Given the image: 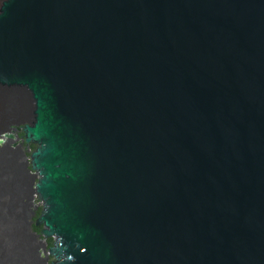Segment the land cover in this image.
Returning <instances> with one entry per match:
<instances>
[{
  "label": "water",
  "instance_id": "water-1",
  "mask_svg": "<svg viewBox=\"0 0 264 264\" xmlns=\"http://www.w3.org/2000/svg\"><path fill=\"white\" fill-rule=\"evenodd\" d=\"M0 91L57 264H264V0H13Z\"/></svg>",
  "mask_w": 264,
  "mask_h": 264
},
{
  "label": "bare ground",
  "instance_id": "bare-ground-1",
  "mask_svg": "<svg viewBox=\"0 0 264 264\" xmlns=\"http://www.w3.org/2000/svg\"><path fill=\"white\" fill-rule=\"evenodd\" d=\"M4 5L13 6V0L4 1L0 26ZM32 123H36V111H32L31 97L0 91V264H57L50 262V255L56 257L54 242L44 240L46 211L40 188L45 182H39L35 159L45 150L28 148ZM34 224L42 228L41 234L34 232Z\"/></svg>",
  "mask_w": 264,
  "mask_h": 264
},
{
  "label": "trees",
  "instance_id": "trees-1",
  "mask_svg": "<svg viewBox=\"0 0 264 264\" xmlns=\"http://www.w3.org/2000/svg\"><path fill=\"white\" fill-rule=\"evenodd\" d=\"M39 216H40V212L38 211V212L36 213V217L34 218V219H35L34 222L39 218ZM33 230H34V232H36L37 234H41V230H42V228H41V227H37V226L34 224V226H33Z\"/></svg>",
  "mask_w": 264,
  "mask_h": 264
},
{
  "label": "rangeland",
  "instance_id": "rangeland-1",
  "mask_svg": "<svg viewBox=\"0 0 264 264\" xmlns=\"http://www.w3.org/2000/svg\"><path fill=\"white\" fill-rule=\"evenodd\" d=\"M4 1H6V0H0V9H1ZM32 151L34 152V150H32ZM35 203H36L37 207H40L41 206V201L39 200V198L37 197V195H36V198H35Z\"/></svg>",
  "mask_w": 264,
  "mask_h": 264
}]
</instances>
